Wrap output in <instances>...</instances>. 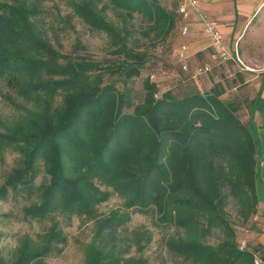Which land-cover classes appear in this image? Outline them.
I'll return each mask as SVG.
<instances>
[{
  "label": "trees",
  "instance_id": "1",
  "mask_svg": "<svg viewBox=\"0 0 264 264\" xmlns=\"http://www.w3.org/2000/svg\"><path fill=\"white\" fill-rule=\"evenodd\" d=\"M44 1L0 0V84L16 111L15 118L0 121V152L19 158L0 187V201L28 202L19 215L2 216L40 224L57 215L93 222L86 264H147L143 255L116 253L131 211L174 229L166 248L184 264H255V252L239 248L238 233L261 202L264 132L253 118L260 96L251 101L248 123L235 102L221 98L218 85L160 94L147 78L137 101L130 84L142 76L148 55L135 22L146 23L154 41H165L178 26V2L68 0L91 29L107 35L117 60L103 65L63 55L44 37L37 24ZM108 7L118 22L108 18ZM42 173L48 181L37 184ZM113 194L125 211L99 217L97 207ZM64 240L57 226L36 237L22 235L0 264H35ZM260 260L264 264V255Z\"/></svg>",
  "mask_w": 264,
  "mask_h": 264
},
{
  "label": "rangeland",
  "instance_id": "2",
  "mask_svg": "<svg viewBox=\"0 0 264 264\" xmlns=\"http://www.w3.org/2000/svg\"><path fill=\"white\" fill-rule=\"evenodd\" d=\"M169 4V0H164ZM104 2H99L103 7ZM108 18L118 22L117 14L109 7L106 8ZM37 24L43 35L63 55L73 58L86 57L98 61L103 65H112L117 57L109 46V40L105 33L91 29L82 18L69 6L68 0H45L41 4V13L37 18ZM136 36L140 43V49L147 53L148 62L140 78L135 79L130 85L134 90L137 101H141L144 95L143 82L149 78L158 84L160 94L171 90L180 95L187 90V81H209L210 75L191 78L185 75L177 59L178 47L180 45L178 28L162 42H156L148 32L147 24L137 19L135 22ZM255 35L264 37V22L259 23ZM264 44V40L261 39ZM186 81V82H183ZM122 87V83L118 82ZM8 92L5 86L0 84V121L10 120L16 117V111L5 101L3 95ZM228 99V98H226ZM234 99V98H233ZM238 100L234 99L233 102ZM239 106L238 115L244 123H248L250 103L249 98L237 101ZM258 133L264 132V119L256 120ZM260 135V134H259ZM262 151L264 146L261 147ZM18 155L12 152H0V187L6 175L18 163ZM259 191L261 203H264V153L260 156ZM48 178L44 173L40 175L37 184L46 183ZM28 202L23 199L15 200L13 197L8 202L0 201V257L9 260L18 245L20 236L28 234L36 237L39 233L57 226L63 230L65 240L57 250L50 256L43 258L35 264H86L93 251L94 223L85 219L72 217L65 218L57 215L44 223L24 222L14 218H4L7 213L20 214L21 208ZM124 202L116 194L105 203L97 207L99 217L110 216L116 212H124ZM232 220L237 223L235 207L229 208ZM131 222L118 232L121 246L116 253L127 258L143 255L147 258V264H184L182 261L172 257L166 248V240L174 234V229L157 227L153 216H144L133 212ZM135 231L147 233L148 238L142 240L136 236Z\"/></svg>",
  "mask_w": 264,
  "mask_h": 264
},
{
  "label": "crops",
  "instance_id": "3",
  "mask_svg": "<svg viewBox=\"0 0 264 264\" xmlns=\"http://www.w3.org/2000/svg\"><path fill=\"white\" fill-rule=\"evenodd\" d=\"M199 11L196 13L190 9L187 18L178 15V51L182 44H188L190 70L183 71L185 75L195 78V69L209 64L212 65V71L208 74V82L189 80L188 86L206 92L218 85L224 90L221 98H228V101L237 98L235 103L249 98L250 106L251 101L260 96L262 100L255 103L257 110L253 118L255 123L258 118L264 119V44L261 41L264 37L255 35L259 23L264 22V0H199ZM200 13L217 26L223 35L224 43L232 52L239 54L244 67L211 61V40L204 33ZM183 26L189 29L185 37L180 33ZM239 240H246L247 249L254 251L259 259L264 255V203L260 202L257 213L248 226L240 228Z\"/></svg>",
  "mask_w": 264,
  "mask_h": 264
},
{
  "label": "built area",
  "instance_id": "4",
  "mask_svg": "<svg viewBox=\"0 0 264 264\" xmlns=\"http://www.w3.org/2000/svg\"><path fill=\"white\" fill-rule=\"evenodd\" d=\"M178 2L177 14L182 18H187L190 13V9L196 13L199 11V0H176ZM201 21L204 24V33L211 40L212 52L210 59L214 63H233L240 67H244L239 54L237 52H232L224 43L223 35L217 26L208 19L205 15L200 13ZM183 37L187 36L189 29L187 26H183L180 31ZM178 61L181 66L182 71L189 72L190 70V56H189V46L184 43L181 45L178 51ZM212 71V65H205L198 67L194 71V76H204ZM157 97V96H156ZM239 248L241 250L247 249V241L239 240ZM255 264H261L260 259L257 257Z\"/></svg>",
  "mask_w": 264,
  "mask_h": 264
}]
</instances>
